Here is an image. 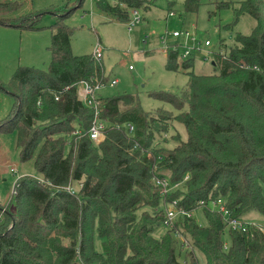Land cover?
<instances>
[{"label": "trees", "instance_id": "16d2710c", "mask_svg": "<svg viewBox=\"0 0 264 264\" xmlns=\"http://www.w3.org/2000/svg\"><path fill=\"white\" fill-rule=\"evenodd\" d=\"M113 1L98 0L97 8L123 23L145 3ZM197 2L185 0V9ZM231 7L230 0L216 3L218 11ZM10 9L0 4V15ZM233 12L226 29L243 14L255 26L250 35L236 34L227 51L221 43L211 53L216 74H195L191 57L179 61L178 48L167 51V70L181 69L188 81L177 94L151 96L176 114L144 112L129 94L98 98L106 125L99 145L87 134L93 112L77 91L82 82L105 85L103 66L91 54L71 53L72 30L65 16L56 18L47 70L18 67L9 82L14 104L0 132L16 131L20 162L32 160L40 179L16 181L14 212L0 204V264H199L197 254L203 264H264V227L249 222L245 232L234 230L211 206L223 199L230 218L242 221L264 214V7L243 0ZM37 20L29 16L18 27L38 29ZM158 180L173 189L162 194ZM173 201L190 216L165 225ZM198 208L205 226L192 219ZM160 225L168 228L156 237Z\"/></svg>", "mask_w": 264, "mask_h": 264}, {"label": "rangeland", "instance_id": "374dc122", "mask_svg": "<svg viewBox=\"0 0 264 264\" xmlns=\"http://www.w3.org/2000/svg\"><path fill=\"white\" fill-rule=\"evenodd\" d=\"M77 1L0 0V4H8L11 7V11L0 15V18L9 24H0V123L5 120L14 104L8 87L16 69L32 67L47 70L51 58L48 49L51 25L58 16H65L62 23L72 30L70 49L73 55H90L99 45L100 61L107 80L105 85L95 91L96 98L129 94L137 98L144 112L162 108L174 114L177 111L172 106L151 96L154 92L177 94L188 81L181 69L170 71L166 68L167 53L164 48L176 45L181 40L174 39L171 33L189 32L200 43L209 41L204 51H194L190 54L193 59L192 71L195 74L211 75L216 74L218 69L213 70L211 53L217 51L221 43L227 51L233 45L236 34L250 35L255 26V21L249 15L243 14L231 29H226L234 20L233 8H237L238 3L243 0H230L232 7L219 11L216 9V3L225 0H198L193 11L185 9V0H144L145 3L136 9L140 21L130 29L127 23L100 12L97 0H83L75 7ZM107 1L112 5L114 3L113 0ZM34 15H38L35 25L40 28L18 27L19 21ZM183 49L181 40L178 50L182 52ZM113 79L118 83L110 86L109 82ZM25 175L40 179L32 160H19L16 131L0 132V204L6 205L10 212L15 211V183ZM172 189L173 186L168 191ZM72 190L77 192L76 185ZM262 191L264 195V187ZM191 216L197 225H206L203 209L192 211ZM243 220L264 227V214L251 212ZM167 228L160 225L155 231V236H161ZM223 241L229 245L227 229L224 231ZM95 249L101 251V241L97 238ZM187 249V244L180 247L181 261ZM197 256L199 264H203L201 255Z\"/></svg>", "mask_w": 264, "mask_h": 264}, {"label": "built area", "instance_id": "2783aa9c", "mask_svg": "<svg viewBox=\"0 0 264 264\" xmlns=\"http://www.w3.org/2000/svg\"><path fill=\"white\" fill-rule=\"evenodd\" d=\"M98 1V0H97ZM132 18L127 22L128 29H130L134 24H137L140 21V17L138 16L137 10H131ZM172 37L177 40H182L183 51L179 52V60H186L191 57V52H202L204 51L205 46L209 45V41H205L204 43H200L197 41L196 37L189 32H179L174 31L171 33ZM180 40V41H181ZM180 41L177 42L176 45L168 46V48H164L165 53L171 50H176L180 45ZM212 56V54H211ZM93 57L100 61L101 58V50L99 45H97L93 52ZM118 83L116 79H113L109 82L110 86H115ZM100 85H96V87L89 85L87 82H82L80 84L79 92L77 93L78 100L87 108L91 109L93 112V119L91 125L87 131V134L94 145H99L105 139V128L106 125L100 120V110H99V101L98 98L95 97V91ZM129 133L133 131V127L131 125H127ZM158 184L162 186V194H167L170 185L166 181H157ZM211 206L218 213H221L228 222L230 228L234 230H239L245 232L247 230V225L249 222L242 221L240 219H231L229 211L225 207V201L223 199H217L216 201H212ZM187 216L190 214L176 209V201H173L171 204H168L165 207V225H172L176 217L178 216Z\"/></svg>", "mask_w": 264, "mask_h": 264}, {"label": "water", "instance_id": "95a60500", "mask_svg": "<svg viewBox=\"0 0 264 264\" xmlns=\"http://www.w3.org/2000/svg\"><path fill=\"white\" fill-rule=\"evenodd\" d=\"M262 3H263V7H264V0H262Z\"/></svg>", "mask_w": 264, "mask_h": 264}, {"label": "crops", "instance_id": "0c3cea01", "mask_svg": "<svg viewBox=\"0 0 264 264\" xmlns=\"http://www.w3.org/2000/svg\"><path fill=\"white\" fill-rule=\"evenodd\" d=\"M95 49V48H94ZM94 52V51H93ZM93 52H92V54L91 55H93ZM101 59V58H100ZM101 62V61H100Z\"/></svg>", "mask_w": 264, "mask_h": 264}]
</instances>
